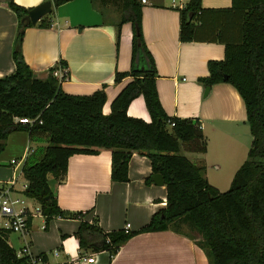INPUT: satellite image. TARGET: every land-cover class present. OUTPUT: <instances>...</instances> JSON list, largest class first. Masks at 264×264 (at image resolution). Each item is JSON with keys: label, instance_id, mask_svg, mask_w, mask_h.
Masks as SVG:
<instances>
[{"label": "trees", "instance_id": "16d2710c", "mask_svg": "<svg viewBox=\"0 0 264 264\" xmlns=\"http://www.w3.org/2000/svg\"><path fill=\"white\" fill-rule=\"evenodd\" d=\"M53 7L70 0H51ZM103 19L115 24L129 22L132 27L131 66L116 72L115 83L130 80L121 88L104 114L103 88L88 95L62 91L53 76L54 66L39 78L21 54V41L27 27L51 26L49 16L35 25L23 18L30 9L13 2L8 7L18 19L12 53L14 71L0 77V152L8 135L27 130L29 138L41 135L47 145L37 149L22 166L28 181L25 194L42 208L45 222L54 216L78 217L60 210L48 181L65 179L67 161L74 154L111 153L110 178L128 181V163L134 153L146 156L151 175L160 174L166 188V203L152 214L149 222L137 231H104L97 222L81 221L74 233L80 249L107 251L110 256L133 235L171 229L193 240L204 252L208 264H264V0H231L229 7L205 8L201 0H189L176 9L180 16L179 39L198 41L199 30L207 40L224 44V57L209 60L208 75L198 81L209 87L216 83L231 84L243 100L251 142L245 160L236 169L227 190L220 191L203 175V167L181 153L182 143L201 139L195 118L168 116L156 89V70L141 31L140 0H90ZM110 5L119 8L116 21L108 19ZM141 96L150 121L127 115L132 100ZM36 118L32 125L18 118ZM174 125L171 126L170 123ZM41 148V150H40ZM200 150H205L204 141ZM8 232L0 230V264H30L19 257L8 243Z\"/></svg>", "mask_w": 264, "mask_h": 264}, {"label": "crops", "instance_id": "0c3cea01", "mask_svg": "<svg viewBox=\"0 0 264 264\" xmlns=\"http://www.w3.org/2000/svg\"><path fill=\"white\" fill-rule=\"evenodd\" d=\"M45 1L0 0V77L15 68L12 53L18 19L8 3L32 9ZM188 1L147 0L141 8L142 37L154 61L157 94L165 113L199 121L201 139L182 143L181 153L203 167L208 181L211 167L228 171V180L245 160L251 142L245 106L231 84H213L205 93L206 86L198 81L208 75L209 60L223 59L225 47L220 41L207 40L201 30L198 41L179 39L180 16L176 8ZM230 5L231 0H201L205 8ZM46 16L51 20L50 27L31 26L24 31L20 50L26 64L37 77L45 78L48 69L63 60L67 74L60 84L62 91L88 95L103 88L106 101L102 112L108 114L112 100L130 80L125 77L115 83L114 76L116 72L129 71L131 66V24L125 22L117 27L105 21L90 0L52 5ZM127 115L150 121L141 96L130 102ZM203 141L205 150L201 151ZM46 145L44 136L30 139L27 130L11 132L0 153V183L16 175L11 160L23 166L39 147ZM212 149L217 155L215 159L209 156ZM37 156L36 153L34 157ZM110 169L111 153L106 149L98 154L70 156L65 179L56 182L50 177L48 184L61 211L83 214L54 216L47 223L44 215L35 216L24 233H9L8 243L16 252L28 246L32 253L44 254L46 264H208L204 252L193 240L171 229L137 233L113 256L107 251L80 249L74 233L82 220L90 223L95 220L104 231L133 232L165 206V186L144 181L151 174L146 156L137 153L131 156L126 182L111 181ZM127 224L129 227L125 229ZM90 257L93 260L87 261Z\"/></svg>", "mask_w": 264, "mask_h": 264}, {"label": "built area", "instance_id": "2783aa9c", "mask_svg": "<svg viewBox=\"0 0 264 264\" xmlns=\"http://www.w3.org/2000/svg\"><path fill=\"white\" fill-rule=\"evenodd\" d=\"M140 2L145 4L147 0H140ZM52 74L62 82L66 78V68L57 64L54 66ZM35 121L36 118L21 117L17 119V122L27 125H32ZM170 125L173 126L174 123L171 122ZM11 164L16 168V175L12 179L0 183V230L22 234L27 231L30 220L35 216L43 215V212L41 205L25 194L28 181L23 174L22 166H18L20 164L17 160H11ZM128 227L129 224L125 229ZM17 255L19 257L26 256L30 264H46L44 254L32 253L28 246L21 248ZM92 260L91 257L87 259V261Z\"/></svg>", "mask_w": 264, "mask_h": 264}, {"label": "rangeland", "instance_id": "374dc122", "mask_svg": "<svg viewBox=\"0 0 264 264\" xmlns=\"http://www.w3.org/2000/svg\"><path fill=\"white\" fill-rule=\"evenodd\" d=\"M106 13H107L108 19L112 18L113 21H116V19L119 18V8L115 5H110L108 7V9L106 10ZM33 144L35 145V142H31V145H33ZM40 150H41V148H40ZM214 153H215L214 149L209 150V156L211 159L217 158V155ZM208 170H209V172H208L209 181L208 182L211 185L217 187L220 191L227 190L230 183H231V179H232V176L231 177L229 176L228 180L226 179V177H228V175H229L228 174L229 172L224 170V169H218V168H212V167H211V169L208 168ZM12 243L15 246V248L18 249L17 248L18 246L16 245V242H14V240Z\"/></svg>", "mask_w": 264, "mask_h": 264}, {"label": "water", "instance_id": "95a60500", "mask_svg": "<svg viewBox=\"0 0 264 264\" xmlns=\"http://www.w3.org/2000/svg\"><path fill=\"white\" fill-rule=\"evenodd\" d=\"M52 1L46 0L38 6L29 10L27 16L23 18L26 23L35 25L40 19L48 15L52 11ZM209 87H206L205 93H207ZM151 179L155 185H164L163 177L160 174H152Z\"/></svg>", "mask_w": 264, "mask_h": 264}]
</instances>
